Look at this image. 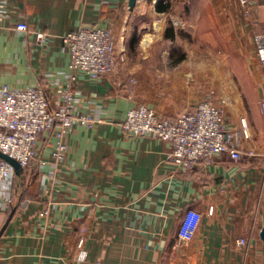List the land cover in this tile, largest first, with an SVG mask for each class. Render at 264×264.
<instances>
[{
    "label": "crops",
    "instance_id": "obj_1",
    "mask_svg": "<svg viewBox=\"0 0 264 264\" xmlns=\"http://www.w3.org/2000/svg\"><path fill=\"white\" fill-rule=\"evenodd\" d=\"M251 1L247 15L238 0H146L132 11L128 0L0 1V84L39 87L51 108L67 86L63 36L109 30L125 57L111 75H78L75 114L94 126L70 130L63 161L52 157L57 139L47 131L30 172L0 182V264H264V67L253 42L264 33V0ZM210 92L225 99L231 129L247 125L241 160L220 155L187 172L169 160L166 142L121 129L133 107L175 117ZM188 209L202 220L180 244Z\"/></svg>",
    "mask_w": 264,
    "mask_h": 264
},
{
    "label": "built area",
    "instance_id": "obj_2",
    "mask_svg": "<svg viewBox=\"0 0 264 264\" xmlns=\"http://www.w3.org/2000/svg\"><path fill=\"white\" fill-rule=\"evenodd\" d=\"M2 1V0H0ZM146 0H135V7ZM243 14L257 8L251 0H238ZM0 19V31L2 30ZM18 29H24L18 25ZM259 63L264 67V33L253 36ZM62 47L69 54V63L64 76L67 86L61 91L58 105L51 108L45 92L39 87L12 90L0 84V152L15 160L21 168L26 167L37 156L39 136L47 131L54 132L57 144L52 152L56 163L64 159L66 146L62 140L75 125L93 129L94 122L89 115L75 114L80 98L73 91V84L80 73L91 80L117 72L119 62L125 57L118 53L113 34L101 28L84 27L62 37ZM225 99L210 92L191 111L175 117H161L146 106L138 105L129 109L121 129L135 137L159 139L169 145V160L187 172L208 166L214 158L228 155L233 160H241L240 140L248 138L244 120L240 121V131L229 127L225 118ZM264 120V101L260 103ZM253 157V152L244 153ZM15 179L13 169L0 159V182L12 185ZM7 204L11 205L9 198ZM209 208L208 214H212ZM202 215L188 209L178 222L177 241L188 244L195 236ZM85 240L79 237L76 243V261L87 257ZM243 245V240L239 241Z\"/></svg>",
    "mask_w": 264,
    "mask_h": 264
},
{
    "label": "water",
    "instance_id": "obj_3",
    "mask_svg": "<svg viewBox=\"0 0 264 264\" xmlns=\"http://www.w3.org/2000/svg\"><path fill=\"white\" fill-rule=\"evenodd\" d=\"M135 7V0H128V8L130 11H132ZM0 159L5 161L14 171L15 175H20L23 171V168L20 167V165L13 160L12 158L8 157L4 153L0 152ZM4 231V228L0 231V237ZM260 238L262 241H264V227L262 228L260 232Z\"/></svg>",
    "mask_w": 264,
    "mask_h": 264
},
{
    "label": "trees",
    "instance_id": "obj_4",
    "mask_svg": "<svg viewBox=\"0 0 264 264\" xmlns=\"http://www.w3.org/2000/svg\"><path fill=\"white\" fill-rule=\"evenodd\" d=\"M30 164H31V162L26 166V167H24L23 168V172L22 173H26V172H30ZM34 173V171H32V174ZM31 174V175H32ZM34 175V179H36V172H35V174H33ZM27 188H28V185H26L25 186V193L27 192ZM14 210H12V211H10L8 214H7V220L10 218V216H11V214H12V212H13Z\"/></svg>",
    "mask_w": 264,
    "mask_h": 264
},
{
    "label": "rangeland",
    "instance_id": "obj_5",
    "mask_svg": "<svg viewBox=\"0 0 264 264\" xmlns=\"http://www.w3.org/2000/svg\"><path fill=\"white\" fill-rule=\"evenodd\" d=\"M147 29H148V30L145 31V32H148V31H149V32H153V28H152V26H151L150 24H149V26H147Z\"/></svg>",
    "mask_w": 264,
    "mask_h": 264
}]
</instances>
